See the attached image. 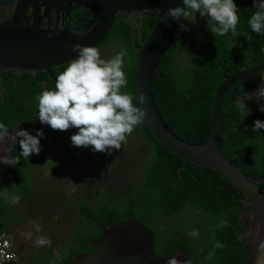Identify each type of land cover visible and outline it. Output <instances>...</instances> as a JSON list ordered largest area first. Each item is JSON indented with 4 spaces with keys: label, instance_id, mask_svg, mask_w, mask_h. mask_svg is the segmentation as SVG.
<instances>
[{
    "label": "trees",
    "instance_id": "16d2710c",
    "mask_svg": "<svg viewBox=\"0 0 264 264\" xmlns=\"http://www.w3.org/2000/svg\"><path fill=\"white\" fill-rule=\"evenodd\" d=\"M12 0H0V3H9ZM237 5V12L240 17L236 33H243L248 26V12L253 7L251 0H234ZM7 17L0 9V22ZM156 14H148L144 18L143 39L146 41L154 28ZM55 16L51 15V24ZM113 22L111 30L102 42L116 41L117 47L126 52L124 65L127 69V86L122 91L128 92L133 97V103L138 107L136 99V71L140 52L136 51L135 44L142 46L139 38L135 44L130 41L132 36V25L128 22ZM95 17L86 10H76L70 15L69 23L76 22L79 31L88 30L94 22ZM205 21L195 25V40L192 47H188L184 42L190 38L189 29L192 22L184 24L187 30H182L172 46L161 57L159 65L152 80V97L156 107L166 125L180 138L190 143H203L211 133V117L214 91L217 85L222 82L221 75L224 71L222 59L225 52H230L227 41L233 33L224 36H214L207 27ZM46 26V22H43ZM133 37V36H132ZM101 42V43H102ZM100 43V44H101ZM99 44V45H100ZM182 44L183 47L182 48ZM99 45L96 48H99ZM183 52L178 56L179 52ZM187 56V58H186ZM186 65V66H184ZM64 65L63 67H66ZM27 74V73H25ZM31 75V74H29ZM39 91H27L18 89L15 103L20 109L14 118L20 121L25 118L33 120L35 111V98ZM1 102V101H0ZM230 106H235L230 105ZM223 114L230 112L228 106H222ZM0 114V120L3 117ZM257 119L264 121V112L257 113ZM225 121L223 117V122ZM227 124H224V136L221 143V152L248 177L264 178V129L252 134L253 138H248L243 132L237 130L234 137ZM140 135L146 139H151L153 145V158L145 172L144 183L137 191H128V196L121 200L119 195L118 203L101 201L100 210H88L89 203L85 200L79 202L77 206L81 212L80 221L85 226L95 227L96 234L87 236L81 233L80 228L76 230V243L78 247L67 254L58 264H70L79 253H88L93 250L90 243L99 236L100 228L95 221L102 225L116 224L123 221L127 216L133 215L152 226L151 213L161 215H173L179 213L187 204L196 206L204 211L208 222L212 225L204 245H198L194 251L188 238L174 234L165 246L158 248V235L156 232L155 253L158 257L167 258L179 250L186 251L191 260V264H197L196 257L201 253L208 256L205 264H246L248 256L240 248L241 242L235 231L236 225L241 228L239 222V208L243 207L240 199L242 194L226 181L222 176L206 167H194L188 164L180 178L178 169L182 167L184 161L175 157L167 148L149 132V128L143 120L138 125ZM131 136V135H129ZM15 163L22 166V175L5 174L4 168L0 171V231L5 230L7 220L11 218V202L13 196H19L25 201L33 199L30 197L32 186L27 179L28 164L20 150L14 151ZM112 160L110 156L107 161ZM110 165H107V168ZM11 168V166H8ZM106 168V169H107ZM176 183V187L173 185ZM3 189H8V198L5 199ZM26 195V197H24ZM75 206L73 207V211ZM42 225V224H41ZM80 225V224H79ZM81 226V225H80ZM156 231V230H155ZM11 238V236H10ZM217 244L223 247H216ZM48 259V258H47ZM49 260V259H48ZM47 260V264H48ZM9 264H17L11 262ZM37 264H46L42 259Z\"/></svg>",
    "mask_w": 264,
    "mask_h": 264
},
{
    "label": "water",
    "instance_id": "95a60500",
    "mask_svg": "<svg viewBox=\"0 0 264 264\" xmlns=\"http://www.w3.org/2000/svg\"><path fill=\"white\" fill-rule=\"evenodd\" d=\"M184 7L182 0H12L0 3L7 17L0 22V74L16 70L35 77L39 71L64 66L78 53L72 44L96 47L108 35L116 16L125 17L132 25L133 37H142L146 13L157 12L154 29L142 46L136 71V99L145 115L144 122L149 132L175 157L184 161L178 169L180 178L186 165L206 167L222 176L243 196L240 210V248L247 254L246 264H264V178L248 177L221 152L224 136L222 101L236 78L228 77L217 89L213 99L211 133L203 143H190L177 136L166 125L152 97V80L160 59L178 38L184 23L169 18L162 22L170 7ZM86 10L95 20L86 31H72L67 25L70 15L76 10ZM55 16L51 24V15ZM46 22V26H43ZM256 72H261L257 70ZM17 127H20L18 125ZM0 144V156H12L16 138L14 132ZM6 149L7 152L4 151ZM7 164L0 161V171ZM176 187V183L173 185ZM248 208H250L248 210ZM2 214L0 213V219ZM100 234L90 243L88 253H79L70 264H191L184 250L161 258L155 254V233L141 219L133 215L123 221L102 225L97 221Z\"/></svg>",
    "mask_w": 264,
    "mask_h": 264
},
{
    "label": "clouds",
    "instance_id": "9594fccd",
    "mask_svg": "<svg viewBox=\"0 0 264 264\" xmlns=\"http://www.w3.org/2000/svg\"><path fill=\"white\" fill-rule=\"evenodd\" d=\"M182 2L184 7H170L165 11L161 18L164 24L168 23L169 18L179 21L182 17L187 21L190 16L199 13L201 17L207 18V27L215 37L230 32L236 33L240 17L234 0H182ZM253 9L248 20L250 29L256 34H264V0H253ZM148 14L152 13H146L145 17ZM155 14L157 17V12ZM67 25L72 31H79L76 22L67 21ZM180 27L187 30L184 23H181ZM71 48L78 55L70 59L67 66L57 74L53 88L46 87L36 96L38 102L36 117L41 124H46L53 130L77 129L70 137L73 146H91L94 152L110 154L127 143V137L136 126L143 123L145 115L144 111L133 103V97L122 91L128 82L123 60L126 52L122 49L105 59L101 57L100 50L93 46L77 43L72 44ZM253 96L257 102L264 101V77L261 78L260 87L254 93H249L247 100ZM245 101L243 98L235 101V107L243 118L250 112ZM259 110L264 112V103L259 104ZM253 129L256 131L264 129V121L255 120ZM43 135L42 130H37L36 135H32L28 130L17 127L14 136L25 159L28 160L33 153L39 154L41 150L39 138ZM8 139V130L5 124L0 122V144ZM4 151L7 152L6 149ZM0 161L11 166L18 163L9 155L0 156ZM3 192L7 199L8 189H3ZM19 200V196H13L11 202L18 204ZM41 230L37 224L36 231ZM189 235L198 237L199 232L193 229ZM10 240L16 249L12 238ZM35 243L37 246H50L51 240L45 236H38ZM216 247L223 245L217 244Z\"/></svg>",
    "mask_w": 264,
    "mask_h": 264
},
{
    "label": "flooded vegetation",
    "instance_id": "af4514ba",
    "mask_svg": "<svg viewBox=\"0 0 264 264\" xmlns=\"http://www.w3.org/2000/svg\"><path fill=\"white\" fill-rule=\"evenodd\" d=\"M251 3L253 5V0H251ZM253 11L254 9L252 7L251 12H248L249 18ZM125 17H123L122 15L117 16L116 22L119 21L125 22ZM132 36L130 37V41L135 44L136 38H138V36L134 35V38H132ZM248 37L251 38L248 39ZM139 40L140 43H142L141 40L144 41L143 35ZM136 46L139 45L135 44V48ZM227 46L230 52L229 53L225 52V56L221 61L223 64L222 67L224 68V71L221 75L222 82L219 85H217L213 95L215 97L217 89H219L220 86L226 81V78L228 77L236 78L234 84L230 87V89L228 90L227 94L224 96L222 101V106H228V110H230V112H226L223 114V117L225 119L223 125L225 123L227 124V126L230 128L229 129L230 132L234 137L236 136L238 130L240 132H243L246 137L253 138L252 134L256 132V130L253 129V124L255 120H257L259 104L264 103V101L257 102L255 96L247 100V97L249 93H254L260 87L261 78L264 77V34H256L255 32H253L250 29L248 23V26L243 33H235L229 37L227 41ZM98 49L100 50L101 55H106L108 58L114 56L115 54L121 51V49L117 47V42L115 40L102 42L99 45ZM125 59L126 57L124 56L123 58L124 63H125ZM63 68H64L63 66H59V67L56 66V67H52L49 70V72L39 71L36 73L35 77H31L29 74L20 75L16 70L15 71L10 70L0 74V101H1L0 114L2 113L4 114L0 122L5 124L8 133L13 132L18 125L28 130L32 135H36L37 130H42L44 133V135L39 138L40 147H41L39 154L33 153L28 158V161H30V163L28 164V173L30 174L32 179L29 176H27V179L30 180V185L32 186L31 192H33V194L30 197H32L33 199H30L29 201H25L23 198H20L18 204L12 203L10 199L11 209L12 210L14 209L16 214H19L18 215L19 218L22 216H28L30 218H34L39 212H41L46 207V206H42L41 210H39L37 214H33L25 210L26 204H31L34 202L35 199L34 191L39 188H42L41 183L36 182L38 180L34 177L33 169H31L32 165L42 166L43 164H46V167L48 168L49 162L47 161V158H50L51 160L57 161L59 164V168L57 170H53L52 174L55 176H58L59 174H63L64 176H67L68 179H70L71 177L74 176H72L71 174L70 165L66 164L64 161L65 160L71 161L74 158H78L81 166L75 173V176L82 177L81 184H83L82 187L83 191L84 192L87 191V187L89 184L88 182L85 181V177L87 175L88 170L89 173L94 175L99 181V184L95 187L94 190H92L91 194L85 198V201H87L89 205H91L92 207L98 208L100 210L101 201L104 203V201L106 202L108 200L112 203H118L122 199L128 196V191H136V189L131 186L132 177H130L127 180H120L122 183V186L119 187L120 193L122 195L121 200H119L118 194L116 195L115 199H107L106 186H105L106 172H110L116 175L117 172L125 170L135 165L143 167V165H146L150 152L151 151L153 152V145L149 140L146 139L144 135H140L138 131V126H136L131 136L127 137V143L124 144V146L121 147L119 150H113L110 154L104 152L91 153L89 151V147H77V152L74 153L72 151L73 145L71 143L70 137L74 132L77 131V129L71 128L67 131H58V130H53L51 127H49L46 124H41L38 117H36L38 111L37 109L38 102L36 98H35V106H34L35 111L33 114L32 121H28L25 118H21L19 121L16 118H14L18 115L20 111V109L18 108L20 106L15 103L17 90L22 88V89H26L27 91H39L40 93L46 87L53 88L55 85L56 76L60 71L63 70ZM257 70H261V72H256ZM241 98L246 100L245 101L246 107L250 110L249 114L245 118H243V116L240 114L239 110L235 106H230V105H234L235 101ZM260 131L262 130L260 129ZM13 145H15L14 151L20 150L17 139L15 140ZM12 156L13 158H15L16 156L15 153H12ZM108 156H111L112 160L107 161ZM86 160L87 161L92 160L91 165H87V166L84 165ZM107 165L110 166L107 168ZM8 166L9 165H6L4 167L3 172L5 174H17V175L23 174L22 166H17L16 164H14L13 166L10 165L11 168H9ZM187 166L188 165H186V167ZM144 176H145V172H144ZM47 183L51 186L53 182L51 181L49 183L48 181ZM141 183L142 184L144 183V179L143 181H141ZM99 190H100V194H99ZM24 197H26V195H24ZM241 199H243V196ZM77 200L78 202L82 201L80 197H78ZM59 203H60L59 208L66 209L65 203L63 201H60ZM74 206H75L74 203H71L68 206L69 212L67 211L66 212L70 213L71 211H73ZM59 208L56 210V212H58ZM87 209L91 210L89 208ZM243 209H246L244 205L243 207L239 208L238 210L239 214H240V210ZM249 209L250 208H248V210ZM54 217H56V215H54ZM163 217H165V215L151 213L152 226L150 227L155 232V243H156L155 227L158 225L159 222H160V226L164 227L162 222ZM10 220L6 221L5 230L11 236L13 242L18 243V233L16 231V223L11 224ZM208 226H209L208 228L209 230L212 227V225L208 224ZM240 229L241 228L239 227V225H236L235 231L238 234V237H239L238 232L240 231ZM35 233L38 234L36 229H35ZM172 233L178 234L174 230L172 231ZM189 241L192 244V249L195 251L198 247V244L192 242L191 240ZM15 246L17 245L15 244ZM164 246H165V240H162L160 241V243H158V247H164ZM155 248H156V244H155ZM49 252L50 251H48L47 253Z\"/></svg>",
    "mask_w": 264,
    "mask_h": 264
},
{
    "label": "rangeland",
    "instance_id": "374dc122",
    "mask_svg": "<svg viewBox=\"0 0 264 264\" xmlns=\"http://www.w3.org/2000/svg\"><path fill=\"white\" fill-rule=\"evenodd\" d=\"M192 21V27L189 29L190 38L184 40L188 47H192V42L195 40V25L205 21V17H201L199 13L193 14L186 21L189 23ZM194 22V23H193ZM182 48L183 44H182ZM183 52H179L178 56L180 57ZM102 58L107 59L106 55H101ZM187 58V56H186ZM124 65V71L127 73V69ZM186 66V65H184ZM151 144V139H148ZM72 151L77 152V147L73 146ZM89 151L93 153L91 146H89ZM130 153V152H128ZM154 154L151 151L147 159L146 165L142 166H132L125 170L113 174L106 172L105 174V186H106V195L107 199H115L117 194H121L119 187L122 186L120 180H127L132 177L131 186L138 190L140 187L141 181L144 179V171L148 164L151 162ZM48 168L46 164L42 166L32 165L34 177L38 180L37 183H41L42 188H39L34 191V202L31 204H26L25 210L33 214H37L41 210L42 206H46L41 212H39L34 218L28 216H22L19 218V214H16L13 209L11 212V224L16 223V231L18 233V243H15L17 254V264H37L39 259H42L47 264H58L62 259L67 256V254L72 250L78 247L76 241V230L80 228L81 233H86L87 236L95 235L96 230L92 225L85 226L86 224H81L80 221H74L76 218H81L82 214L78 209L79 202L77 200L80 197L82 200H85L89 196L92 190L99 184L98 179L87 171L85 181L88 182L87 191H83V184H81L82 177L75 176V173L80 168L81 164L78 158H74L71 161L65 160L66 164H69L71 167V174L74 177L68 179L67 176L59 174L55 176L52 174L53 170L59 168V164L55 160L47 158ZM92 160L85 161L84 165H91ZM51 172V173H50ZM117 176V177H116ZM49 183L52 181V185ZM100 194V190H99ZM65 197V199H64ZM60 201L65 203V208H59ZM74 203V211L69 212L68 206ZM59 208L58 212L56 210ZM87 208L91 210H96L95 207L88 205ZM55 210V211H54ZM67 211V212H66ZM56 215V217H54ZM46 216V217H45ZM16 219V221H15ZM164 227L160 226V222L155 227L158 235V243L165 240V243L169 241L174 234V230L180 237H187L192 242L197 243L198 245H204L206 242V237L210 229L208 230L210 224L207 220L206 213L201 211L196 206L187 204L179 213L173 215H165L162 218ZM39 224L41 227L42 233H35L36 225ZM42 224V225H41ZM81 226H80V225ZM198 230L199 236L192 237L189 235L191 230ZM6 234L8 232L3 230ZM172 233V234H171ZM37 234V235H36ZM177 234V235H178ZM9 235V234H8ZM38 236H45L51 240V245L37 246L35 241ZM157 247V246H156ZM162 248V247H158ZM50 251L49 253H47ZM48 258V259H47ZM197 264H205L208 260V256L205 253H201L196 257Z\"/></svg>",
    "mask_w": 264,
    "mask_h": 264
},
{
    "label": "built area",
    "instance_id": "2783aa9c",
    "mask_svg": "<svg viewBox=\"0 0 264 264\" xmlns=\"http://www.w3.org/2000/svg\"><path fill=\"white\" fill-rule=\"evenodd\" d=\"M17 251L5 232H0V264H9L17 260Z\"/></svg>",
    "mask_w": 264,
    "mask_h": 264
},
{
    "label": "crops",
    "instance_id": "0c3cea01",
    "mask_svg": "<svg viewBox=\"0 0 264 264\" xmlns=\"http://www.w3.org/2000/svg\"><path fill=\"white\" fill-rule=\"evenodd\" d=\"M147 140H148V139H147ZM123 146H124V145H123ZM123 146H122V147H123ZM110 157H111V156H110ZM111 158H112V157H111Z\"/></svg>",
    "mask_w": 264,
    "mask_h": 264
},
{
    "label": "bare ground",
    "instance_id": "6f19581e",
    "mask_svg": "<svg viewBox=\"0 0 264 264\" xmlns=\"http://www.w3.org/2000/svg\"><path fill=\"white\" fill-rule=\"evenodd\" d=\"M15 71V70H14Z\"/></svg>",
    "mask_w": 264,
    "mask_h": 264
}]
</instances>
